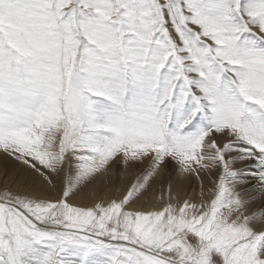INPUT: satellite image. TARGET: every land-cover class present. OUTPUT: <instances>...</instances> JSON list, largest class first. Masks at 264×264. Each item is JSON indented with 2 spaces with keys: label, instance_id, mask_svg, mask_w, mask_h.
<instances>
[{
  "label": "snow or ice",
  "instance_id": "obj_1",
  "mask_svg": "<svg viewBox=\"0 0 264 264\" xmlns=\"http://www.w3.org/2000/svg\"><path fill=\"white\" fill-rule=\"evenodd\" d=\"M0 158V264H264V0H0Z\"/></svg>",
  "mask_w": 264,
  "mask_h": 264
},
{
  "label": "rangeland",
  "instance_id": "obj_2",
  "mask_svg": "<svg viewBox=\"0 0 264 264\" xmlns=\"http://www.w3.org/2000/svg\"><path fill=\"white\" fill-rule=\"evenodd\" d=\"M140 170H141L140 168H137V169H134L133 172L132 171L131 172L129 171V173L127 174L128 171H125L123 168H121L119 170L117 179L115 180V187L117 189H119V190H122L123 187L125 188V185H126V187L127 186H130V184L132 182H134V180H135L136 176L138 175V173L140 172ZM18 174L19 175L22 174L20 172V166L19 165L15 164L14 162H11V161H9L7 164H5L4 161H3V159L0 158V185L3 184V182L5 181V179H8L9 182H11L12 178L14 176L18 175ZM120 175H121V177H120ZM16 186H18V185H16ZM192 187L195 188L196 185H192ZM239 189H241V187ZM251 197H253V199H255V201L254 200H251L252 207L254 206V204L257 205V206L258 205L259 206H261V205L263 206L264 205L262 203V202H264L263 201L264 200V195H262L261 192H258L255 195H252ZM258 199H262V200L261 201H258ZM252 207H249L248 208V212L249 213H251L253 211H257V210H259L261 208V207H259V208H256V207L252 208Z\"/></svg>",
  "mask_w": 264,
  "mask_h": 264
},
{
  "label": "bare ground",
  "instance_id": "obj_3",
  "mask_svg": "<svg viewBox=\"0 0 264 264\" xmlns=\"http://www.w3.org/2000/svg\"><path fill=\"white\" fill-rule=\"evenodd\" d=\"M126 171V170H125ZM132 172H133V170H131ZM130 171V172H131ZM18 173V172H17ZM129 173V171L127 172V174ZM22 175V174H21ZM17 176V175H16ZM120 177H121V175H120ZM119 177V178H120ZM118 178V179H119ZM125 187H126V185H125ZM241 187V189H239L240 191H241V193H242V195H244L246 198L247 197H249V196H252V195H255L256 193H258V192H261L262 193V195H264V190H262L261 188H259L258 186L257 187H255V188H248V186L247 185H241L240 186ZM124 188V187H123ZM196 188V187H195ZM259 197V196H258ZM252 200H254L255 201V199H252ZM262 199H258V201H261ZM257 201V200H256ZM264 201V200H263ZM253 202V201H252ZM258 203V202H257ZM256 203V204H257ZM263 204H264V202H262ZM262 206V205H261ZM261 206H257V205H255L254 204V206L252 207V205H251V203H250V205H249V207H252V208H254V207H256V208H259V207H261ZM264 206V205H263ZM248 207V208H249Z\"/></svg>",
  "mask_w": 264,
  "mask_h": 264
}]
</instances>
